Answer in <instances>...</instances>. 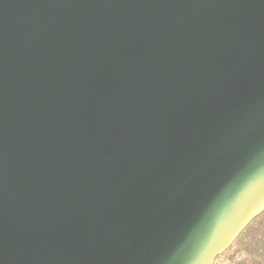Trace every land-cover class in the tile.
I'll return each instance as SVG.
<instances>
[{
  "label": "water",
  "instance_id": "obj_1",
  "mask_svg": "<svg viewBox=\"0 0 264 264\" xmlns=\"http://www.w3.org/2000/svg\"><path fill=\"white\" fill-rule=\"evenodd\" d=\"M264 212V0H0V264H214Z\"/></svg>",
  "mask_w": 264,
  "mask_h": 264
},
{
  "label": "rangeland",
  "instance_id": "obj_2",
  "mask_svg": "<svg viewBox=\"0 0 264 264\" xmlns=\"http://www.w3.org/2000/svg\"><path fill=\"white\" fill-rule=\"evenodd\" d=\"M214 264H264V212L216 257Z\"/></svg>",
  "mask_w": 264,
  "mask_h": 264
}]
</instances>
